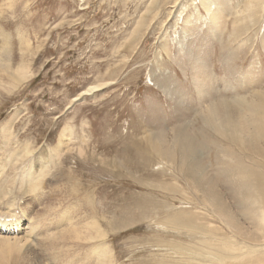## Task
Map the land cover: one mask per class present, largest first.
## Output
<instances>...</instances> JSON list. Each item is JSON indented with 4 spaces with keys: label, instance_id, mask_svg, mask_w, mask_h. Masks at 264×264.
<instances>
[{
    "label": "rangeland",
    "instance_id": "rangeland-1",
    "mask_svg": "<svg viewBox=\"0 0 264 264\" xmlns=\"http://www.w3.org/2000/svg\"><path fill=\"white\" fill-rule=\"evenodd\" d=\"M195 1L178 0L172 8L165 0L147 12L152 0H0V59L12 68L27 63L28 74L18 87L0 89V129L13 120L18 144L7 152L18 154L23 144L30 153L27 174L41 166L44 176L25 187L23 165L5 168L10 182L1 184L10 189L12 205L0 204V215L22 218L19 225L33 220L39 233L74 222L73 232L54 231L59 239L50 258L28 253L24 263L18 246L0 243L8 264H22L21 257L23 264L264 260V231L254 228V199H263L254 172L264 177V161L254 156V137L232 142L202 122L208 103L192 83L196 68L189 53L202 41L209 44L219 98L248 103L264 92V0H256L251 12L248 0H222L227 13L219 30ZM187 16L191 31L181 37ZM24 44L29 50L21 54ZM88 88L91 94L73 101ZM247 131L253 134L254 126ZM12 220L8 228L1 220L0 232L11 233ZM90 222L91 239L83 229ZM212 228L218 236L206 234ZM222 244L231 254L223 251L228 246L219 249ZM243 249L255 254L247 258Z\"/></svg>",
    "mask_w": 264,
    "mask_h": 264
},
{
    "label": "bare ground",
    "instance_id": "bare-ground-1",
    "mask_svg": "<svg viewBox=\"0 0 264 264\" xmlns=\"http://www.w3.org/2000/svg\"><path fill=\"white\" fill-rule=\"evenodd\" d=\"M165 1V0H152L151 2V7H149L147 10V12H151L153 11L159 4L160 2ZM178 0H170V2H167L165 4L167 5H172V8H174L177 4ZM195 1V0H194ZM244 1V0H243ZM256 0H248V2H252L253 4L250 6L248 3L245 4L247 5L246 8H248V10L251 12L254 10V3ZM261 1V0H260ZM196 2V1H195ZM228 2V1H227ZM198 3H200L201 7L205 10L207 16H208V21H209V25L215 26V30H219L220 26H218L219 24V20L221 19V17L227 13L225 11V4H223L222 0H199ZM241 3V2H240ZM260 3V2H258ZM264 3V2H263ZM7 4V3H6ZM195 5V4H194ZM258 7V6H257ZM256 9V8H255ZM246 10V9H245ZM182 12V11H181ZM229 12V10H228ZM238 12V11H237ZM261 12L264 15V11ZM179 14V13H178ZM229 15V14H228ZM246 15V19H249V15ZM259 15V14H258ZM230 16V15H229ZM192 19V16H187L183 21H184V28H183V33L181 35V37L183 36V34H185L186 32H189L190 28L188 26H190V20ZM194 20V19H193ZM198 21L201 20L200 19H196ZM192 22V21H191ZM240 22V21H239ZM238 22V23H239ZM243 22V21H242ZM194 23V22H193ZM197 23V22H195ZM241 23V22H240ZM208 24V23H207ZM194 26V24H193ZM233 27V26H232ZM211 28V29H212ZM191 31V30H190ZM185 32V33H184ZM216 32V31H214ZM193 33V32H191ZM214 34V33H213ZM194 35V34H193ZM188 37V36H187ZM192 37V36H191ZM190 38V37H189ZM187 38V41H189ZM220 38V37H219ZM191 39V38H190ZM183 40V39H182ZM181 41V40H180ZM207 41V40H206ZM167 43V42H166ZM176 43V42H175ZM166 45V44H165ZM168 45V44H167ZM189 45V44H188ZM209 45V44H208ZM205 45V43L202 41L198 44V46H195V48H192V51L189 52L193 55V59H194V68H196V71L194 72V75L192 77V83L199 95V100L202 101L203 103H208L207 107L203 110L202 114V122L204 124H206L209 127H217L223 134H226L230 140L232 142H240L241 139H249V138H253L254 137V156L262 159L264 161V92H260L256 95H254L249 101L248 103L244 102L243 98H219L218 96L215 95V91L213 90V85H212V78H211V74L209 72V67H210V63H209V57L211 55V53L208 51L209 46ZM180 46V45H179ZM200 46H202L203 48H201ZM179 48V47H178ZM191 48V47H190ZM23 49V50H22ZM21 50V54L27 53V51L25 52V50H29V47H27L25 44L23 46ZM195 49V50H194ZM264 49V48H263ZM166 50V49H165ZM180 50V49H179ZM168 51V50H166ZM165 51V53H167ZM29 52V51H28ZM188 52V51H187ZM186 52V53H187ZM209 52V54H207ZM229 54V53H228ZM227 54V55H228ZM22 60V59H21ZM27 70V63L21 61L19 64H17V66L13 67L10 65V62L8 59L5 60H1L0 59V89H3V85H7L9 86V88L7 89H12V88H16L19 85L25 83V80L27 79L26 76L28 75L26 73ZM167 74V73H166ZM158 75V74H157ZM247 76V75H246ZM210 77V78H209ZM169 79V78H168ZM170 80V79H169ZM255 80V79H254ZM230 81V80H229ZM169 82V81H166ZM227 83L225 82V80L223 81V84ZM99 84V83H98ZM173 84V83H172ZM230 84V83H228ZM106 85V84H105ZM101 86H104V84H102ZM169 86V85H168ZM96 87V86H95ZM171 87V84H170ZM179 87V86H178ZM93 90V88H88L86 91H83L80 95H78V97L74 98L73 101H78L80 99V97H82L83 95H88L91 94L92 92H90V90ZM173 88L171 87V90ZM174 91V90H173ZM176 93V92H175ZM173 94V93H172ZM178 97V96H177ZM183 98V97H182ZM198 98V96H197ZM176 99V98H175ZM210 99H212L214 101V103L210 104ZM254 99V100H253ZM199 101V102H200ZM202 102L200 103L202 105ZM198 100H197V105H198ZM199 104V105H200ZM206 105V104H204ZM203 105V107H204ZM203 109V108H202ZM226 111V112H225ZM247 115H254V119L248 121L246 119ZM13 125V120L9 121L1 130V139H0V154L3 153L2 158H0V175L2 173V179L0 180V204L2 205V207L8 208L10 207V205H12L11 202V198L9 197V193L11 195L10 189H5L4 186L1 183H9L10 180L8 178H6L5 174H4V169L7 168L9 165L13 166L15 165L16 161L19 162L20 166L23 165L20 170H21V177H20V181L21 183H26L28 184L25 187H29V185L32 183H38V179L40 180L43 176V168L42 170H34L33 174H27V170L30 169V160L28 158L29 154L28 153V149L27 147H25L23 144L20 146L21 150L20 152H18V154H14L13 153V149L11 150V152H7L8 148H10L13 144L17 143V140L15 139V136H12V132H11V128ZM254 126V133L253 134H249L247 131L248 126ZM65 130L63 129V132L61 134L60 137H62L63 142L65 140L64 137V132ZM71 134V132H70ZM176 137L178 140V144L181 143L182 140H184L183 137V131L181 129H178L176 131ZM71 139V138H69ZM68 139V140H69ZM59 143H62L61 141ZM18 144V143H17ZM63 144V143H62ZM66 145V144H65ZM63 145V147L65 146ZM24 146V147H23ZM61 146V145H59ZM70 146V145H69ZM5 147V148H4ZM58 147V146H57ZM67 147V146H66ZM19 149V148H18ZM60 147H58L57 149V153L61 152ZM77 153H79L80 151H82L81 148H77ZM84 149V148H83ZM33 150V149H32ZM22 151V153H21ZM30 151V150H29ZM74 151V150H72ZM21 153V154H20ZM76 153V151H75ZM82 153V152H80ZM84 153V152H83ZM162 154H165L168 158V160L171 158V155L169 153H166L165 151L161 150ZM5 154V155H4ZM20 154V155H19ZM83 156V155H81ZM52 157V156H51ZM55 157V156H54ZM58 157V156H57ZM59 159V158H58ZM56 165V164H55ZM257 167L259 166V164H256ZM16 166V165H15ZM261 168V167H260ZM264 171V167L261 168ZM2 170V171H1ZM26 170V174H23L22 172ZM259 169H257L258 171ZM255 171V170H254ZM19 178V177H18ZM8 179V180H7ZM7 180V181H6ZM254 183L259 184L262 187V195H263V199H254V207H256V205H258V209H256L257 211L254 210V228L255 230H259L263 233L264 231V212L261 209H264V177L262 176V174H256V171L254 172ZM15 184V183H14ZM31 184V185H32ZM13 185V184H12ZM19 185V184H18ZM35 185V184H34ZM23 186V185H22ZM20 185V187H22ZM38 186V184H37ZM20 187L18 188L21 192ZM32 187V186H31ZM36 187V186H35ZM17 189V190H18ZM40 189V188H39ZM32 190V189H31ZM72 190H74L72 188ZM260 190V189H258ZM75 191V190H74ZM76 192V191H75ZM26 194V193H25ZM59 197V196H58ZM246 201V200H245ZM262 204V207L260 206ZM3 204H7L5 206H3ZM0 205V206H1ZM50 207V205H48ZM47 207V209L49 208ZM52 207V206H51ZM57 207V206H56ZM54 207V208H56ZM1 208V207H0ZM41 208V207H40ZM1 210V209H0ZM53 210V209H52ZM5 211V210H4ZM43 211V210H42ZM41 211V212H42ZM48 212V211H47ZM67 212V211H66ZM21 213V212H20ZM53 214V213H52ZM6 215V214H5ZM14 215V214H13ZM21 215V214H20ZM24 215V214H23ZM64 215V214H62ZM68 215V214H67ZM70 215V214H69ZM8 216V215H7ZM1 217H3L2 221H1ZM27 217V216H25ZM38 217V216H37ZM40 217V216H39ZM61 217V216H60ZM69 217V216H68ZM8 218V217H7ZM13 218V217H11ZM42 218V217H41ZM55 218V217H54ZM63 218V217H62ZM61 218V219H62ZM22 219V218H21ZM21 219H17L16 217L12 220L11 222V226L10 228L15 231L11 230V233H4V232H0V243L4 244V245H15L18 246V248H16L15 250L17 252L23 251V259H24V263H28V261H26V254L29 253V255H33V256H37L40 255L42 257L45 258H50L51 257V252L53 250V246H52V242L55 240H58V232H54L55 230H60V228H55V229H51V230H45L43 231V233H39L40 231H38L37 226L35 227V222H32L30 219H26V223L25 225H19L21 222ZM24 219V218H23ZM35 219V218H34ZM39 219V218H38ZM43 219V218H42ZM51 219V218H50ZM53 219V218H52ZM60 219V218H59ZM58 219V220H59ZM64 219V218H63ZM70 219V218H69ZM75 220V219H74ZM0 221L4 222V216L0 215ZM37 221V220H36ZM47 221V220H46ZM50 221V220H48ZM54 221V220H53ZM57 221V220H55ZM61 221V220H60ZM67 221V220H66ZM37 223V222H36ZM52 223V222H51ZM63 223V222H62ZM65 223V220H64ZM72 221L68 222L67 224L64 225L65 227L62 228L60 231L64 230L65 228L67 229V231L69 232H73L74 231V226H73ZM45 224V223H44ZM42 224V226L44 225ZM49 224V223H47ZM55 224V222H54ZM38 225V223L36 224ZM40 226V225H39ZM48 226L45 224V227ZM55 226V225H54ZM63 227V226H62ZM41 228V227H40ZM49 228V227H48ZM210 228V226H209ZM84 232L87 234L88 238L91 239V234L90 231L92 230V222L85 224L84 227ZM207 231V230H206ZM216 234H217V230ZM214 229H209L208 232H206V234H211L212 236L215 234H213V232H215ZM219 233V232H218ZM255 235H254V240L256 239V235H258V231H254ZM257 233V234H256ZM74 236V240L78 239V234L77 233H72ZM200 234H202L200 232ZM220 234V233H219ZM205 236V235H204ZM214 236H218V235H214ZM213 236V237H214ZM224 236V235H221ZM209 237V236H206ZM226 237V236H225ZM231 236H227L226 238H228ZM216 238V237H215ZM219 238V237H218ZM259 238V237H257ZM66 239H68V237H66ZM221 239L224 240L223 237H221ZM234 239V238H232ZM231 239V240H232ZM229 240V239H228ZM226 239V241H228ZM229 240V241H231ZM235 240V239H234ZM233 240V241H234ZM264 240V239H263ZM210 242V241H209ZM207 242V243H209ZM213 242V241H211ZM218 242V241H217ZM255 242V241H254ZM258 241H256L255 244H257ZM234 243V242H233ZM238 243V242H237ZM200 244V242H199ZM210 244V243H209ZM215 244V243H214ZM228 244V243H226ZM230 244V243H229ZM235 244V243H234ZM262 245V243H260ZM264 244V243H263ZM205 246V244H204ZM215 246V245H214ZM220 246V245H218ZM223 246H228V245H224L222 244L219 249L223 248ZM240 246V245H239ZM209 247V246H208ZM216 247V246H215ZM229 248L226 247V249L223 251H226L227 254L230 253L229 249L230 246H228ZM231 247H233L231 245ZM235 247V245H234ZM233 247V248H234ZM263 247V246H262ZM232 248V249H233ZM240 248V247H237ZM258 248V247H257ZM236 249V248H234ZM241 249V248H240ZM246 250H248L247 248H245ZM231 250V249H230ZM244 250V249H243ZM251 250V249H249ZM264 250V249H262ZM205 251V250H204ZM217 251V250H216ZM245 251V250H244ZM243 251V252H244ZM254 251V250H253ZM252 251V252H253ZM193 252V251H192ZM203 252V251H202ZM234 251L232 250V254ZM250 252V253H252ZM194 253V252H193ZM209 253V252H208ZM235 253H237V251H235ZM246 253V251H245ZM249 253V254H250ZM254 253V252H253ZM263 253V252H262ZM207 254V252H206ZM231 254V253H230ZM239 254V253H238ZM248 254V255H249ZM255 254V253H254ZM253 254V255H254ZM257 254V253H256ZM18 255H22V253H18ZM178 255V254H176ZM208 255V254H207ZM237 255V254H234ZM245 255V254H244ZM246 253V256H248ZM92 256V253H91ZM243 256V255H242ZM177 257V256H175ZM193 257V256H192ZM209 257V256H206ZM171 258V257H170ZM182 258V257H181ZM188 258V257H187ZM233 257H231L232 259ZM248 258V257H247ZM23 259L21 257V261L23 264ZM209 259V258H208ZM230 259V258H229ZM234 259V258H233ZM207 260V258H206ZM211 260V257H210ZM215 259H213L214 261ZM241 260V259H240ZM249 261L251 259H248ZM248 260L243 261V263H248ZM261 260V259H260ZM257 260L256 262H251L250 264H264V260L260 261ZM177 261V260H175ZM181 261V260H179ZM203 261V260H202ZM212 261V262H213ZM194 262V261H193ZM211 262V261H210ZM219 262V261H218ZM175 263V262H174ZM191 263V261H190ZM239 263V261H238ZM238 263H234L233 264H238ZM242 263V262H241ZM0 264H8L7 260L4 257L0 258ZM199 264V263H198ZM219 264H232V263H228L227 261H225L224 259H221ZM240 264V263H239ZM249 264V263H248Z\"/></svg>",
    "mask_w": 264,
    "mask_h": 264
},
{
    "label": "flooded vegetation",
    "instance_id": "flooded-vegetation-1",
    "mask_svg": "<svg viewBox=\"0 0 264 264\" xmlns=\"http://www.w3.org/2000/svg\"><path fill=\"white\" fill-rule=\"evenodd\" d=\"M3 171H4L5 176H7V170H3ZM22 173H23V174H26V170L23 171ZM7 180H8V179H7ZM7 180H6V181H7Z\"/></svg>",
    "mask_w": 264,
    "mask_h": 264
}]
</instances>
